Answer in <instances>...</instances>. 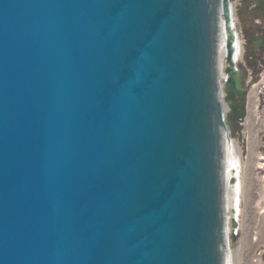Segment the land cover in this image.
<instances>
[{
    "label": "water",
    "instance_id": "water-1",
    "mask_svg": "<svg viewBox=\"0 0 264 264\" xmlns=\"http://www.w3.org/2000/svg\"><path fill=\"white\" fill-rule=\"evenodd\" d=\"M231 13L0 0V264H223Z\"/></svg>",
    "mask_w": 264,
    "mask_h": 264
},
{
    "label": "rangeland",
    "instance_id": "rangeland-1",
    "mask_svg": "<svg viewBox=\"0 0 264 264\" xmlns=\"http://www.w3.org/2000/svg\"><path fill=\"white\" fill-rule=\"evenodd\" d=\"M230 2L243 45L223 87L226 123L241 157V210L231 220L230 247L233 264H264V0Z\"/></svg>",
    "mask_w": 264,
    "mask_h": 264
},
{
    "label": "bare ground",
    "instance_id": "bare-ground-1",
    "mask_svg": "<svg viewBox=\"0 0 264 264\" xmlns=\"http://www.w3.org/2000/svg\"><path fill=\"white\" fill-rule=\"evenodd\" d=\"M231 6V14L232 20L234 23V27L236 30V18H235V9L232 2H230ZM220 14H222L221 9L219 10ZM220 42L217 50V64L219 77L221 79L222 91L221 97L224 101V81L226 76L225 67L227 66V57H226V48H225V37H226V29L224 27L223 17L220 16ZM237 32V30H236ZM238 35V32H237ZM242 50L243 45L240 41L238 35L237 41V54L234 60L235 65L242 58ZM225 114L228 111V106L225 101L223 104ZM228 136L230 139L227 140L224 144V158H223V207H224V219H225V234L227 237V246L224 257L223 264H233V251L230 247V231H231V220L235 216H238L240 212V202H241V180H240V165H241V157L238 153L234 140L230 135V131L228 129Z\"/></svg>",
    "mask_w": 264,
    "mask_h": 264
}]
</instances>
